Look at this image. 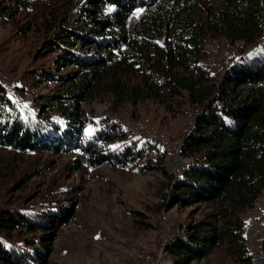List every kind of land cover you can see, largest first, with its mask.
<instances>
[{
    "label": "trees",
    "instance_id": "obj_1",
    "mask_svg": "<svg viewBox=\"0 0 264 264\" xmlns=\"http://www.w3.org/2000/svg\"><path fill=\"white\" fill-rule=\"evenodd\" d=\"M41 0H0L10 23ZM50 12L39 55L57 54L65 75L34 74L59 90L41 97L40 120L26 119L0 83V147L20 153L69 154L76 169L164 170L150 140L130 141L112 119L86 104L110 97L115 108L153 101L167 109L187 98L195 125L185 139L190 159L172 179L167 208L207 207L203 219L173 236L172 264L202 261L223 247L236 264H257L244 215L264 194V0H66ZM27 26L23 34L30 31ZM243 43L242 56L220 79L204 68L209 39ZM56 113L52 124L47 117ZM154 161V162H153ZM66 208L0 212V264H51Z\"/></svg>",
    "mask_w": 264,
    "mask_h": 264
},
{
    "label": "rangeland",
    "instance_id": "obj_2",
    "mask_svg": "<svg viewBox=\"0 0 264 264\" xmlns=\"http://www.w3.org/2000/svg\"><path fill=\"white\" fill-rule=\"evenodd\" d=\"M52 10L67 15L66 0H41L34 10L19 14L12 22L0 21V83L26 119L40 120L41 97L59 90L58 83L46 82L34 71L45 69L65 75L75 69L59 70L57 54L39 55V48L49 36ZM27 26L31 29L23 34ZM243 46L242 42L232 44L224 38L209 39L202 65L216 80L220 79L240 59ZM86 107L93 118L118 122L130 141L150 140L131 131L137 122L154 126L170 144L169 148H159L150 140L164 153V170L139 171L137 165L145 168L149 161H140L130 169L104 166L78 170L69 154L20 153L0 147V212L73 210L72 221L61 228L54 242L51 264H139L130 252L158 250L163 220L172 228L171 241L207 212V207L201 205L171 209L166 206L172 179L179 175L178 167L183 165L185 170L190 163L183 154V145L197 108L187 98L171 109L153 101L115 108L110 97L96 99ZM47 119L54 124L58 115L53 113ZM180 144L181 166L167 158ZM244 219L248 248L255 255L264 246V194ZM165 253L166 249L160 264H172ZM192 264L236 263L219 247L208 258Z\"/></svg>",
    "mask_w": 264,
    "mask_h": 264
},
{
    "label": "bare ground",
    "instance_id": "obj_3",
    "mask_svg": "<svg viewBox=\"0 0 264 264\" xmlns=\"http://www.w3.org/2000/svg\"><path fill=\"white\" fill-rule=\"evenodd\" d=\"M191 127H190V131L192 129V127H194L195 125V121L190 123ZM131 131H133L135 134L137 135H144L145 137L149 138L152 142H154L159 148H169L170 144L169 142L166 140V137H164L161 133H159V131L152 126L150 123L148 122H137V124H135L132 128H130ZM146 134H141V132H148ZM189 131V132H190ZM188 132V133H189ZM188 136V134H187ZM186 136V137H187ZM181 144L179 145V149L173 153L169 152L167 158H172L173 162L174 159H176L177 164L180 163V161L182 162V154H181ZM180 165V164H179ZM181 166V165H180ZM184 171L183 165H182V169H180L179 175L176 174V176H180L182 174V172ZM175 172V171H174ZM178 173V172H177ZM170 243V239H168L167 242L163 243V247L159 248V262L155 263V264H160V259H162V255L164 253V250L167 248L168 244ZM158 250H156L155 252L152 251H147L146 249H142V250H133L130 252V257L137 262V257H135V252H137V255H144V260H152L154 253H156ZM256 258V257H255Z\"/></svg>",
    "mask_w": 264,
    "mask_h": 264
},
{
    "label": "built area",
    "instance_id": "obj_4",
    "mask_svg": "<svg viewBox=\"0 0 264 264\" xmlns=\"http://www.w3.org/2000/svg\"><path fill=\"white\" fill-rule=\"evenodd\" d=\"M148 132H141V134H146ZM174 162H176V159H174ZM180 169L182 167H178V172H180ZM172 236V228L170 227L169 223H166L163 220L162 223V241L160 242V247H163V243L167 242L168 239ZM135 257H137V263L139 264H155L159 262V249L156 253H154V256L152 260H144V255H137V252H135ZM255 257L257 259V264H264V246H261L260 248L257 249L255 252Z\"/></svg>",
    "mask_w": 264,
    "mask_h": 264
}]
</instances>
